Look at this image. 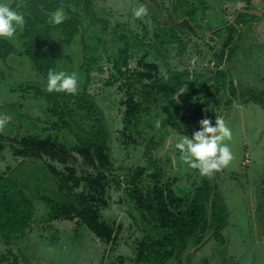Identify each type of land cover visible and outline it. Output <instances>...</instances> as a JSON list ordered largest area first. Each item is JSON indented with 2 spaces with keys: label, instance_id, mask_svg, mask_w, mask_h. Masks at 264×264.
Here are the masks:
<instances>
[{
  "label": "rangeland",
  "instance_id": "374dc122",
  "mask_svg": "<svg viewBox=\"0 0 264 264\" xmlns=\"http://www.w3.org/2000/svg\"><path fill=\"white\" fill-rule=\"evenodd\" d=\"M8 2L13 5L15 0ZM140 3L146 6L148 13L144 17L133 18L132 11ZM183 7L196 8V38L192 37L189 28L181 27L179 16L185 11ZM183 7L173 11L172 0H92L89 5H73L74 14L81 16L80 33L69 43L66 39L56 38L50 49L58 60L56 70L77 72V93L45 91L46 77L36 74L29 57L14 53L0 64V113L11 118L0 132L8 137L53 135L69 148L80 141L87 142V134L81 130L79 124L82 121L78 116L76 121L68 118L64 130L54 129L56 122L63 121L50 111L52 104L49 101L54 102L55 99L46 94L55 95L57 101L75 98L77 104L82 103L81 97L77 96L84 91L86 77L91 75L88 86L91 94L88 93L86 99L96 101L104 111V128L111 145L110 158L119 169L111 179L102 180L96 191L93 189L96 184L83 180L82 184L87 186L82 190L92 195L97 193L98 197L106 196L109 205L103 210V218L113 220L116 226L124 224L123 238L117 249V257L120 255L122 258L120 264H185L183 261L188 254L191 255V264H199L204 259L207 264H264V99L260 98L261 104L257 98V101H246L249 95L253 97L257 93L264 97L263 91H254L256 87L264 88V0H186ZM244 11L251 12L246 14ZM65 12L69 18L70 14ZM171 27L177 30L181 40L162 45L157 40V32L167 38ZM21 33L12 42L19 51H24ZM213 37L218 39L216 43L212 41ZM190 38L201 44L199 50L206 51L198 67L186 62L189 68L198 70L195 80L186 78L190 86L198 82V78L203 82L199 92L188 86L184 89V92L190 91L186 103L190 107H180L182 92L177 99L164 97L153 105L149 113L134 117L128 124L124 118L126 86L123 88L120 83L116 88L118 82L104 89L101 87L111 78L108 56L117 59L122 50L131 47L136 55L147 54V59L150 56L154 60L159 59L163 65H159L161 74L167 77L164 63L174 66L182 62L179 53L186 49ZM187 45L192 46L190 43ZM232 47L235 56L228 64L224 60L228 48ZM217 49L221 52L215 55ZM160 55L163 58H157ZM217 66L219 69L229 68L225 72L227 80L233 79L237 92H243L244 96L238 94V98L233 93V98L228 94L222 81L217 80L225 76L221 70L217 71ZM11 88L16 91H10ZM39 90L44 93L41 95ZM200 95L205 103L202 111L201 103L197 105L201 98L196 99ZM136 99H141L138 92ZM94 114L97 120L98 115ZM204 117L213 123L215 117H221L232 130V139L227 143L233 152V160L210 176H200L197 170L187 168L179 150L174 147L180 136L191 137L199 127L200 118ZM124 128L131 133L126 142L120 133ZM0 142L5 144L4 150L0 151V171L11 165L14 180L21 184V189L36 207L34 230L22 247L29 264H101L111 250L108 244H97L92 239V231L85 223H79L74 232H64L58 230L60 221L57 218L48 222L55 213L52 206L65 192L57 190V181L47 164L36 159L17 160L13 156L12 144L2 139ZM149 145L152 146V157L158 163L155 167L150 166V156L145 155ZM82 160L77 162L80 168L84 164ZM56 164L61 165V162ZM158 167L163 168V180H169L178 195L187 194L190 199L191 194L194 197L199 193L198 190L204 193L203 203L210 215L209 225L213 228L203 233V239L199 240L201 235L195 234L186 247L179 240L174 243L165 241L162 230H150V216L137 205L136 197L132 200L136 209L127 203V192L135 185L144 194L153 190L157 184L153 175ZM78 175L85 177L81 172ZM136 175L142 177L135 184L132 178ZM204 187L209 190H204ZM62 200L67 203L70 199L65 196ZM60 205L58 203V207ZM216 231L225 234L223 242L215 237ZM135 238L147 241L145 258L138 262L132 261L140 251L135 248L138 243Z\"/></svg>",
  "mask_w": 264,
  "mask_h": 264
},
{
  "label": "trees",
  "instance_id": "16d2710c",
  "mask_svg": "<svg viewBox=\"0 0 264 264\" xmlns=\"http://www.w3.org/2000/svg\"><path fill=\"white\" fill-rule=\"evenodd\" d=\"M185 1L174 0L173 11L183 7ZM91 2L92 0H15L13 6L19 4V10L26 13V23L21 33L24 39V51H19L12 41L0 38V64L6 58L18 52L29 57L36 68V74L45 78L50 68L53 70L58 68L57 57L50 49L52 41L56 38H63L68 41L66 43H69L81 31V20L79 19L81 16L74 14L73 5H84V3L89 5ZM59 7H63L70 16L60 25H51L48 23V14ZM183 9L185 11L179 18L183 14L187 18L182 21V28H189L190 33L193 35L192 37H194L196 34V21L194 19L196 8L183 7ZM83 10L88 13L86 9ZM172 16L175 18L174 13H172ZM157 37V40L162 45L174 40H181L177 30L173 27L168 28L167 38L161 37L159 31L157 32ZM189 43L192 46L187 45ZM195 43L193 38H190L186 44L187 46L185 45L186 49L179 53L182 55V62H178L174 66L169 62L164 63L165 68L168 70L167 77L161 74L159 59L154 60L151 56L150 59H147V54L136 55L131 47L122 50L117 59H112L113 56H108L107 63L111 69L108 71L111 73H109L111 78H107L108 80L101 87L104 89L105 87L114 86L118 82L119 84L116 88H119L120 83H122L123 88L126 86L124 118L128 124L131 123L134 117L144 112L149 113L153 105L164 97L170 98L174 96L185 85L186 78L194 75V71L189 69L186 62L192 63L194 61L199 63L203 59L202 55H198L201 54L203 49L198 51L197 43ZM157 58L163 57L160 55ZM94 75L96 76L97 74L95 73ZM225 76L228 79V75L225 74ZM10 77L11 79L14 78V76ZM90 83L91 75L86 77L84 91L77 96L81 97L82 103L77 104L76 100H74L75 98L69 101L68 99L57 101V98L54 97L55 95L46 94L49 98L55 99L54 102L49 101V104H52L50 105V111L63 121V123L56 122L54 129L57 131L64 130L67 119L71 118L76 121L78 116L79 121H82L79 126L87 134V142L80 141L75 144L76 146L69 148L58 137L53 135L8 137L3 132H0V139L9 141L12 144L13 156L17 160L36 159L45 162L57 181V190L65 192V195L60 194L59 200L52 206L55 213L48 222H53L57 218L56 220L60 221L58 230L64 232H74L79 223H85L92 231V239L97 244L101 242L108 244L109 250H111L103 257L101 264H103L104 260L106 261L104 264H120L122 258L120 255L117 257V249L123 238L122 227H124V224L116 226L115 223L113 224V220L103 218V210L109 205L106 196L103 198L98 197L97 193L89 194L84 190L87 186L86 183L85 185L82 184L83 180H87L93 185L96 184L93 187L96 191L102 180L111 179L116 170L119 169L110 158L112 155L111 145L107 141L109 136L104 128V125H106L104 122L105 117L102 114L104 111L96 101L86 99L87 94H91L88 88ZM226 83L228 94H232L230 86L233 82L228 80ZM192 88L195 89V86ZM12 90L16 91L15 88H11L10 91ZM30 90L33 89L31 88ZM39 91L41 95L44 93L43 90ZM137 92L140 94V100L136 99ZM189 93L188 89L183 93L184 96L180 107L185 106ZM255 97H250L248 100H256ZM105 99L102 101L104 102ZM97 110L101 114H98ZM89 111H91L90 114ZM94 113L98 115L97 120H95ZM93 123H96V125ZM98 124L99 126H97ZM96 127H99V129ZM120 133L124 142L131 137V133L126 128L121 129ZM91 136L93 138H90ZM149 146L145 151V155L150 156L148 163L150 166L155 167L158 163L152 157V146ZM4 148L5 144L0 142V151H3ZM81 158L83 159L81 162L84 163L82 168L77 164ZM57 161L61 162V165L56 164ZM11 168V165H9L5 171H0V264H29L25 254L26 251L22 253V247L34 230L36 207L32 199L21 189V184L14 180ZM78 172L83 173L85 177H80ZM164 172L162 167L157 168L156 174L153 175L157 180V184L152 191H147L144 194L136 185L128 190L127 203L136 209L137 207L132 205V200L136 197L137 205L145 209L150 216V230L160 229L165 233V241L174 243L179 240L181 245L186 247L188 241L195 234L196 236L201 235L199 237V240H201L203 239V233L213 228L212 225H209L211 224L210 215L205 208V203H203L205 195L200 190H198L199 193L194 194V197L191 194L190 199H188L187 194L178 195L172 188L170 181L167 179L163 180ZM139 177L141 178L142 175H136L132 178V181L136 184ZM82 188L84 189L82 190ZM204 190L209 189L204 187ZM100 193L104 194L105 192L101 191ZM208 193L209 191L206 192V194ZM65 196L70 199L67 203L62 200ZM58 203H61L60 207H58ZM63 214L64 217L62 218L61 215ZM60 217L61 219H59ZM138 228H141V226L138 225ZM214 235L222 242L225 239L223 232L216 231ZM139 239L135 238V241L138 242L135 248H139L140 251L132 260L133 262H138L145 258L144 252L147 241ZM114 253L115 257L112 258ZM207 263V260L204 259L200 260L199 264ZM91 264L93 263L91 262Z\"/></svg>",
  "mask_w": 264,
  "mask_h": 264
},
{
  "label": "clouds",
  "instance_id": "9594fccd",
  "mask_svg": "<svg viewBox=\"0 0 264 264\" xmlns=\"http://www.w3.org/2000/svg\"><path fill=\"white\" fill-rule=\"evenodd\" d=\"M20 5H11L8 0H0V38L14 41L16 35L24 29L26 13ZM148 9L143 3L138 4L132 11L133 18L146 16ZM67 19L63 7H59L48 14V23L60 25ZM78 74L76 71L49 69L46 76L45 91L77 93ZM11 118L0 113V130L8 124ZM199 127L194 130L191 137L182 135L174 147L181 154V159L189 169H195L200 176H210L228 166L233 160V152L229 143L232 139V130L221 117H215V122L204 117L199 120Z\"/></svg>",
  "mask_w": 264,
  "mask_h": 264
},
{
  "label": "flooded vegetation",
  "instance_id": "af4514ba",
  "mask_svg": "<svg viewBox=\"0 0 264 264\" xmlns=\"http://www.w3.org/2000/svg\"><path fill=\"white\" fill-rule=\"evenodd\" d=\"M176 1V0H175ZM251 1V0H250ZM172 2H174V0H172ZM246 9H249L248 7H246ZM185 15L183 14L182 15V17H180L179 19H181V21H183L184 19H186L187 18V16H185ZM181 25H182V22H181ZM181 27H183V26H181ZM197 31V30H196ZM194 37H196V34L194 35ZM212 39V41L214 42V43H216V40L218 41V39L217 38H215V37H213V38H211ZM196 44V43H195ZM199 45H201V44H199L198 42H197V44H196V47H197V50L198 51H200L199 49H198V46ZM206 45H208L207 43H206ZM208 47H212L210 44L208 45ZM229 50H228V53H227V56L225 57V60H224V62H226V63H228V64H231L232 63V59H233V57L235 56V52L234 51H232V49L233 50H235L233 47L232 48H228ZM221 52V50H219V49H217L215 52H214V54L215 55H217V53H220ZM195 53H196V50H195ZM206 53V51H202L201 52V54H198V55H203V54H205ZM230 55H231V57H230ZM201 62V61H200ZM191 64H195L197 67H198V63L197 62H192ZM197 67H195V69H197ZM191 71H194V75L192 76H189V78L191 79L192 77L194 78V80L196 79V75H195V73H198V70H192L191 68H189ZM222 71V75L226 72V71H229V68H223V69H219V66H217V71ZM227 78H226V76H224V77H222V79L221 78H219V79H217V80H219V81H222V84L224 83L225 84V86H226V88H225V90L229 93V91H228V89H227V81L228 80H226ZM233 80V79H232ZM193 82V81H192ZM219 84H221L220 82H219ZM219 84L217 85V87L219 86ZM185 86H188L189 88H191L192 89V86H190V84L187 82V80H186V83H185ZM230 89H231V91H232V97L233 98H235L234 96H233V93H236V97H238L239 98V95L241 96H244V94H243V92H241V93H238L237 92V89H236V87H235V85L233 84V85H231L230 86ZM222 93V92H221ZM239 94V95H238ZM227 96H229V95H227ZM259 96V97H258ZM231 97V98H232ZM249 97H251L250 95H249ZM201 98V95L200 96H197V98L196 99H200ZM204 98V97H203ZM238 98H237V102H236V104H238ZM255 98H257L258 99V103H260L261 104V102H260V98H263V97H260V95L257 93V96L255 97ZM205 99V98H204ZM248 99H246V101H247ZM202 98L199 100V103H197V105H199L200 103V107H201V111H202V108H204V106H205V103H204V106H202ZM205 101V100H204ZM248 102V101H247ZM187 103V102H186ZM186 103H185V106L184 107H189V106H187L186 105ZM201 119V118H200ZM224 238L226 239V236L224 235Z\"/></svg>",
  "mask_w": 264,
  "mask_h": 264
},
{
  "label": "crops",
  "instance_id": "0c3cea01",
  "mask_svg": "<svg viewBox=\"0 0 264 264\" xmlns=\"http://www.w3.org/2000/svg\"><path fill=\"white\" fill-rule=\"evenodd\" d=\"M198 82H196L195 81V83H194V85L193 86H195V89H193L192 91H197V92H199V91H201L202 90V88H203V82L202 81H200V79L198 78ZM231 82H234L233 80H231ZM223 85H224V87L226 88V86H225V84L223 83ZM232 85H233V83H232ZM192 86V87H193ZM261 86L260 87H256L255 89H254V91H256V90H259L260 92L261 91H263L264 92V88H261ZM260 95V94H259ZM248 101H250V100H248ZM260 104V103H259ZM264 104V103H263ZM202 106H204V102L202 101Z\"/></svg>",
  "mask_w": 264,
  "mask_h": 264
},
{
  "label": "water",
  "instance_id": "95a60500",
  "mask_svg": "<svg viewBox=\"0 0 264 264\" xmlns=\"http://www.w3.org/2000/svg\"><path fill=\"white\" fill-rule=\"evenodd\" d=\"M246 14H249V12H251V11H244ZM248 12V13H247ZM186 88V86L184 85L180 90H179V92H177L175 95H174V98L175 99H177L178 97H179V95L181 94V92L184 90ZM190 257H191V255L190 254H188L187 256H186V258L184 259V262H185V264H191V260H190Z\"/></svg>",
  "mask_w": 264,
  "mask_h": 264
}]
</instances>
